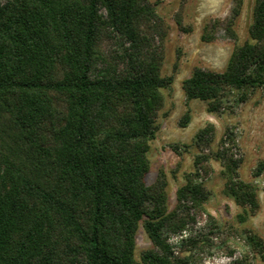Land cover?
<instances>
[{
	"label": "trees",
	"instance_id": "16d2710c",
	"mask_svg": "<svg viewBox=\"0 0 264 264\" xmlns=\"http://www.w3.org/2000/svg\"><path fill=\"white\" fill-rule=\"evenodd\" d=\"M243 5L233 0L227 20L209 21L202 41L222 33L237 41ZM249 34L224 72L194 71L183 84L188 101L239 93L245 103L264 88V0L255 2ZM167 36L149 0H0V264H190L170 238L184 233L187 215L202 211L211 193L189 181L169 212L166 174L147 184L161 91L173 84L161 71ZM190 121L188 112L181 127ZM214 136L209 125L196 137L197 172ZM236 147L228 130L214 157L245 223L261 203L240 176ZM142 223L154 249L139 262ZM243 240L264 258L260 236L247 230ZM232 264L254 263L245 255Z\"/></svg>",
	"mask_w": 264,
	"mask_h": 264
},
{
	"label": "rangeland",
	"instance_id": "374dc122",
	"mask_svg": "<svg viewBox=\"0 0 264 264\" xmlns=\"http://www.w3.org/2000/svg\"><path fill=\"white\" fill-rule=\"evenodd\" d=\"M149 2L156 5L168 28L161 71L163 77H173V84L161 91L164 106L156 121V138L150 142L147 184L153 186L162 171L166 174L169 212L177 209V192L189 181L211 193L202 211L193 209L187 215L186 230L181 236H172L170 244L175 255L190 264H232L245 255L250 256L254 264H264V258L252 254L243 240L247 230L264 240V171L257 176L259 167L264 165V88L248 92L245 103L240 102L239 93L226 94L218 102L188 101L183 90L184 82L198 68L224 72L235 49L250 41L256 0H244L234 27L237 41L222 33L214 43L202 41L204 26L212 20H227L233 0ZM178 20L182 21L183 28L178 26ZM104 51L111 54L115 48L112 43H106ZM214 107H220V111L214 112ZM188 112L191 121L185 128L181 127V120ZM209 125L215 127V136L203 153L210 160L197 172L195 162L201 152L196 147V137ZM228 130L236 139L233 153L243 158L240 176L256 187L261 203L260 211L255 216L248 215L245 223L239 218L245 216V209L226 193L224 167L214 157ZM152 249L154 246L142 223L137 234L136 259L142 262V254Z\"/></svg>",
	"mask_w": 264,
	"mask_h": 264
}]
</instances>
